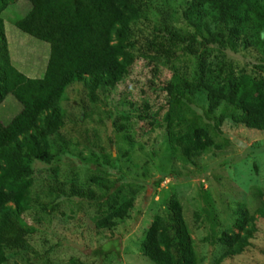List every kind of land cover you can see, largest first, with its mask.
<instances>
[{
    "label": "trees",
    "instance_id": "16d2710c",
    "mask_svg": "<svg viewBox=\"0 0 264 264\" xmlns=\"http://www.w3.org/2000/svg\"><path fill=\"white\" fill-rule=\"evenodd\" d=\"M15 1L0 0V103L11 97L21 106L7 124L0 120V264L7 251L30 250L32 234L41 232L23 218L34 205L37 163L82 155L77 159L89 168L90 182L104 189L100 215L93 218L96 229L110 231L127 215L142 185L124 180L109 126L128 139L133 129H163L172 156L183 164H195L200 154L229 142L216 140L219 125L209 116L222 105L234 109L233 121L264 131V77L241 72L224 79L230 58L238 55L237 41L264 54V0H25L28 9L14 25L48 44L38 76L11 60L1 14ZM250 64L264 73V61ZM199 93L204 112L193 102ZM218 119L222 122L224 113ZM100 128L106 129L104 140ZM55 136L62 140L53 149ZM167 175L148 185L156 187ZM182 176L190 179L192 173ZM83 188L69 185L72 195L99 202L91 187ZM232 204L231 224L217 237L223 250L214 264L248 251L256 220L264 218V200L253 213L239 201ZM213 214L210 207L194 211L196 220L205 215L211 232ZM145 230L138 247L148 261L198 264L175 195L167 200V212L154 214Z\"/></svg>",
    "mask_w": 264,
    "mask_h": 264
},
{
    "label": "rangeland",
    "instance_id": "374dc122",
    "mask_svg": "<svg viewBox=\"0 0 264 264\" xmlns=\"http://www.w3.org/2000/svg\"><path fill=\"white\" fill-rule=\"evenodd\" d=\"M28 6L25 0H16L1 15L13 64L28 75L38 76L46 63L48 44L14 25L15 18L22 16ZM236 45L238 55L230 58L232 65L225 71V81L229 77L235 79L241 72L264 77L263 72H258L250 64L264 61V54L252 46L246 47L241 41ZM163 72L169 73L170 70ZM174 79L177 81V77ZM195 98L193 102L204 112L203 94L199 93ZM20 107L17 100L8 97L0 103V120L7 124ZM221 113H224L222 122L218 119ZM232 113L233 108L222 105L209 115L219 125L216 140L228 138L229 142L219 150L200 154L195 164H183L172 156L163 129L155 132L133 129L128 139L124 132L116 133L109 126L108 131L117 140V152L113 150L112 153L119 156L117 164L126 174L124 180L136 179L142 185L137 187L133 196V207L123 219L116 220L110 231L98 230L94 226L93 218L100 215L97 205L101 207L104 189L90 182L89 168L77 159L82 155L74 153L77 158L71 157L70 161L57 158L50 165L37 163L32 186L34 205L23 218L41 232L32 234L30 250L7 251L5 264H153L139 253L138 243L145 236V228L153 215L167 212V200L171 195H175L182 205L198 264H214L223 250L217 237L231 224L232 203L239 201L249 213H253L264 200V196L259 195V191H264V131L233 121ZM100 129L101 140H104L106 129ZM60 140L55 136L53 149L59 146ZM82 154L86 156L87 153L83 151ZM187 172L192 173L190 179L182 176ZM161 173L168 175L159 185H148ZM175 173L178 177L172 175ZM109 178H114L113 174ZM144 180L147 183H143ZM76 182L84 188L91 187L99 202L72 195L69 185ZM200 207L213 209V232L205 215L195 219L194 211ZM256 224V236L249 250L225 259L221 264H264V218L258 217ZM114 240L117 241L116 249L111 247L116 244ZM101 247L108 250L105 255L94 252Z\"/></svg>",
    "mask_w": 264,
    "mask_h": 264
}]
</instances>
